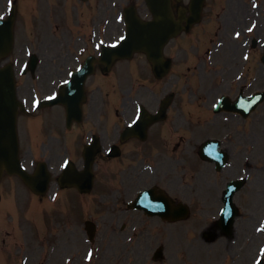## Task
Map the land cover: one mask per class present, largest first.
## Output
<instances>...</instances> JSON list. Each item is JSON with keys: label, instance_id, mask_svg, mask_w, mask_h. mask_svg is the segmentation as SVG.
<instances>
[{"label": "flooded vegetation", "instance_id": "af4514ba", "mask_svg": "<svg viewBox=\"0 0 264 264\" xmlns=\"http://www.w3.org/2000/svg\"><path fill=\"white\" fill-rule=\"evenodd\" d=\"M3 1L0 0V7L4 12ZM42 1L64 6V9L74 4L71 13L77 12L64 16L60 20L51 12L45 17L51 22L50 41L55 48L51 54V62L38 63L37 66H53L48 76L56 77L57 80L65 76L67 69H75L88 55L96 53L100 44L111 41L121 32V6H118L117 0H108L103 10L99 0L97 1L95 13L99 14L102 10L99 20L91 15L93 10L90 2L94 0ZM250 1L257 3L264 0ZM229 2L230 9L234 6L233 18L239 24L244 23L239 30L244 35L241 45L247 50V60L243 63L246 71L242 81L246 89H238L237 93L231 96L234 100L240 91L245 95L251 94L248 93L249 88L254 86L255 81L259 84L255 91L264 90V64L261 62V56L264 53V18L261 21L255 20L253 27L247 31L245 29L250 22H244V19L239 17L246 16V14L247 16L253 15L258 6L250 9L248 0H229ZM58 12V8H54V13ZM235 20L233 22H236ZM38 49L43 51L41 55H47L45 46L41 45ZM242 53V51H237L231 56L230 60L235 66L242 64L241 59L237 57V54ZM253 61L256 68L252 74ZM120 66H122L120 62L114 63L108 74L115 72ZM98 70L102 72V67ZM48 76L43 75L41 79H38L45 95L53 89ZM166 77L163 79L165 80L164 86L170 84V76ZM162 81L155 80L156 83ZM239 83L238 81L235 85ZM145 96L147 97L145 106L148 109L152 106L154 109L151 111L154 112L162 98L154 96L153 91ZM98 105L99 99L93 96L91 108L93 113L98 110ZM175 106V103L170 105L164 121L154 124L147 130L143 141L138 137L122 139L124 127H119L117 122L113 125L108 117L101 116L102 113L99 112L98 116L87 113L80 124H73L67 131V138L63 143L60 142V138L53 135L54 132L66 135L62 128L60 126L48 128L47 115L42 112L36 115L44 124L38 129L42 131L40 133L42 136L45 133L47 137V142H41V144L48 146L47 149L50 151L48 161L53 158L51 153L53 147H63L74 157L77 164L81 165L82 158L79 151H82L91 139L98 142L99 151L94 157L93 189L95 190L89 195L90 199L95 200L93 202L95 212L92 215L90 213L85 219L92 220L90 226L94 227L93 241H90L88 232L86 234L85 221L80 224L74 221V218L68 219L69 223H64L59 228L48 227L37 236L36 242L38 243L25 249L28 260L36 263L44 258V264H127L128 262L129 264H168L165 254L161 262L154 261V243L157 242L164 243V246L168 247L171 244L182 246L184 251L182 264H188L187 261L196 260L197 253L211 244V238L214 241L223 242L222 239H218V234L214 233L217 230V216L222 206L224 190L229 182L228 173H239L240 167L243 168V175L238 176L245 178V190L242 192H246L241 197H239L240 191L234 196L238 209V199L240 205L247 204L245 197L250 194L251 182L254 188L261 190L264 194V138L260 135L258 139L257 144H261L257 152L259 159L255 161L258 169L254 171L251 178L252 153L255 151L251 139L253 132L251 133L250 118L243 119L242 142L239 138L234 143L240 146L241 152L232 156L233 142H230L231 146L221 143L229 162L221 172H217L214 165L202 163L199 157L197 158L198 153L196 156L194 152L200 136L195 142L186 140L185 147L179 152V143L172 146L170 127L173 124V116L170 114V109ZM123 107L125 111H116L115 121L119 113L129 119L133 106H127L125 103ZM259 109H261L260 114L263 118L261 121L264 123V103ZM125 116H122V121ZM26 127L32 129L28 123ZM260 133L264 134V126L261 127ZM104 146L112 148V152L116 151L118 154L112 158H104L101 153ZM107 160L117 166V170L108 168L105 164ZM231 160H233L232 167H230ZM126 165L129 167L124 168ZM144 166L149 171L143 169ZM97 187H101V190L96 191ZM144 188L161 189L162 193L172 198L175 204L187 205L190 209L189 217L185 221L170 225L153 218H146L142 211L129 210L127 203ZM69 202L74 210L80 209L76 198L72 197ZM195 203H199L198 208L193 207ZM191 209L195 210L193 217ZM79 224L82 226L81 231L84 238L79 239L76 245L70 244L64 237H74V228ZM7 226L8 224L5 223L0 224V237L10 235ZM172 231L176 232V237H172ZM233 231L235 232L234 228ZM236 240V235L234 237L232 233L231 237L226 239L228 247L231 248ZM86 254H89L88 262L84 261ZM11 260L10 244L7 243V239H0V264H10ZM196 264H199V261H196Z\"/></svg>", "mask_w": 264, "mask_h": 264}, {"label": "rangeland", "instance_id": "374dc122", "mask_svg": "<svg viewBox=\"0 0 264 264\" xmlns=\"http://www.w3.org/2000/svg\"><path fill=\"white\" fill-rule=\"evenodd\" d=\"M101 2H103V0H100ZM230 2H228V0H210L208 3V7L206 9V15L207 18L205 19V22L207 24H210V20L214 22L215 24V20H214V14L216 12H220L222 18H226V17H230L232 14V10H230L229 6H230ZM223 6V8H222ZM93 12V11H92ZM32 21V16L27 17V19L25 21H20V24H24L25 26H20L19 27V33L21 35H24L26 37H28L30 40L31 39H35V37H38V41L40 40V37L38 36L36 30L33 28V24L31 23ZM19 24V25H20ZM18 31V28H17ZM218 33V39H221L224 44L226 45V41L227 38L229 36V34L231 33V28H225L222 30H217ZM46 34H44L45 36ZM47 41V36H46V40ZM215 41V40H214ZM189 43H194V44H199V38L195 37L194 39H192L190 42L186 43L183 41H179L175 46V49L178 51V55H175V64L177 68H184L186 67V65H188V62H186V54L187 52L192 55L194 52L193 48H189ZM19 47V46H17ZM182 48H184L185 50H183ZM231 53L227 52V45L226 48L222 49V52L214 54L212 56V61L214 65L213 70L209 71L210 65H206V68L203 70L204 75H207L205 77V79L202 82V87H201V91L199 92V94H203V91L205 90H209L210 91V98L206 99V102H204V105L206 107H208L211 98L213 99V92L216 91L217 95L221 94V93H228L231 92L232 87L226 85V78L227 80H229L230 78H232L237 70L239 69L240 66H235L234 63L230 60V58L228 59L227 57H230ZM254 61L252 62V74L255 71L256 66H254ZM129 68L133 69L134 66H146V63L140 58H136L134 61L128 63ZM196 66L197 68L195 69V67H193L192 69H190L189 71H185V77L180 79V83L177 86H171V89H175L177 90V94L179 95H183L186 98V101L189 103L190 100L195 101L196 104H192L193 106H195L196 108L191 111L192 114V118H196L197 116H199L198 114L201 112L199 107L201 106V101L194 99V95L196 92L195 87L192 86L189 82V79L192 81V83H195L193 81V76L196 78V81L198 79H200L199 77V73L200 71L198 70L199 67L202 65H200V61L197 60L196 61ZM242 66L239 69V72H242L241 70ZM216 69V70H215ZM228 73V75L225 77V80H222L220 73ZM210 74V75H209ZM27 77V76H26ZM129 78H139V76H136L135 74H129ZM29 80V77L27 78H23V82H26ZM137 80V79H136ZM259 87V84H257V82L255 81L254 86L250 87L251 90H254L255 88ZM185 89V90H184ZM215 89V91H214ZM210 99V101H209ZM178 101H180V99H178ZM199 106V107H198ZM179 107V105H178ZM189 110L187 107H181V108H177L174 111V114L177 116L178 119V124L176 126H178V129H173L170 128V132H171V138L174 136L173 134H179V135H183V136H187V140H191L192 142L197 141V137L200 136L201 139L206 138L208 136H218L219 134H221L224 130L223 127L227 128V131L230 132H234V129L237 126L233 125V123H235V121H233L232 123H227V124H223L222 121L220 120V117H214V122H216V120L218 121V127L219 129H217L216 127H214V125L211 123V119L209 118L205 123L199 125V126H195L194 128L191 127L190 123H187V117L185 118V120L183 119V113ZM183 111V112H182ZM197 119V118H196ZM204 120V119H202ZM200 122V121H198ZM260 124V123H258ZM241 124H238V130L241 129ZM260 128H261V124L260 126H258L255 130H253V132L260 134ZM181 129V130H180ZM195 131H198V134H195ZM189 133V134H188ZM214 134V135H211ZM236 137V135H235ZM173 142V141H172ZM184 145V143L182 144ZM13 186V185H12ZM11 186V187H12ZM13 191L17 192V196L19 197V199H17V202L14 205V209L13 212L11 213V216H7L6 222L8 223H36L38 222L39 225H43L45 227H52V228H59L61 227L64 223H69L68 219L72 220L74 218V221H78L80 222V224H82V221L84 219H86L88 217V215L91 213L93 214L89 208L92 207L91 203L89 202V200H85L86 201V206L88 203H90L89 206L85 207L83 210L82 209H78V210H74L71 207L70 204V198H66L64 195L62 196V198L60 199L59 203L57 206L55 207H51L47 204V202L42 205L40 208L39 206L37 207V210H35V212H33V208L29 209V202H27L26 204H23V202H20L21 198L23 197L22 192V188H19L17 185L12 188ZM24 201H26L24 199ZM45 201V200H44ZM194 208H198L199 207V203H195V206H193ZM40 210L43 212V220H39L38 219V214L40 212ZM94 211H95V207H94ZM194 209H191V215L192 217L194 216ZM48 214V215H47ZM191 217V218H192ZM80 224L74 228V232L75 235L77 237L78 233H79V229L81 228ZM65 239L73 245H76L77 242L75 241V239H69L68 237H65ZM23 240L24 242H26V244H30L32 241H30L27 237L20 239ZM32 246H29V248H31ZM169 251V250H168ZM214 251V249H213ZM170 252V253H169ZM168 254H173L171 251H169ZM219 258V256H217V259Z\"/></svg>", "mask_w": 264, "mask_h": 264}, {"label": "water", "instance_id": "95a60500", "mask_svg": "<svg viewBox=\"0 0 264 264\" xmlns=\"http://www.w3.org/2000/svg\"><path fill=\"white\" fill-rule=\"evenodd\" d=\"M195 5H198L201 0H193ZM142 32L145 34H149V28L144 26L142 27ZM177 29L179 27L176 26V28H173L171 26L170 28V36L173 33H177ZM167 34V37L169 35ZM137 47L142 48L145 50V52L148 55V58H158L160 57V47L161 42L159 41L157 44V49L155 51L151 50V47L147 45V43L138 44ZM9 70V69H8ZM2 70L0 71V113L3 115V118L6 120L12 121L11 125V132L8 134L0 135V137L3 138L4 141L9 140V145L7 148L0 146V171L1 169H6L8 172L17 170V158H16V140H15V130L13 126V120H14V102H15V96H14V84L13 79L11 75V71ZM1 140V139H0ZM10 159V161H9ZM21 175V174H20ZM22 177L29 181V178L25 175H22Z\"/></svg>", "mask_w": 264, "mask_h": 264}]
</instances>
